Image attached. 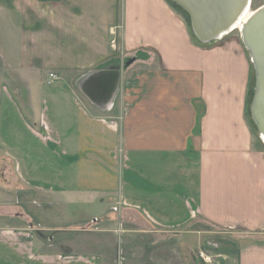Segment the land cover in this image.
<instances>
[{
    "label": "crops",
    "instance_id": "crops-1",
    "mask_svg": "<svg viewBox=\"0 0 264 264\" xmlns=\"http://www.w3.org/2000/svg\"><path fill=\"white\" fill-rule=\"evenodd\" d=\"M232 33L197 45L166 0H0V264H125L136 233L177 244L195 222L230 237L215 264H264Z\"/></svg>",
    "mask_w": 264,
    "mask_h": 264
},
{
    "label": "water",
    "instance_id": "water-1",
    "mask_svg": "<svg viewBox=\"0 0 264 264\" xmlns=\"http://www.w3.org/2000/svg\"><path fill=\"white\" fill-rule=\"evenodd\" d=\"M170 1L187 15L194 38L203 45L229 34L251 3V0ZM239 33L254 76L249 114L261 139L264 138V4L253 11Z\"/></svg>",
    "mask_w": 264,
    "mask_h": 264
},
{
    "label": "rangeland",
    "instance_id": "rangeland-1",
    "mask_svg": "<svg viewBox=\"0 0 264 264\" xmlns=\"http://www.w3.org/2000/svg\"><path fill=\"white\" fill-rule=\"evenodd\" d=\"M262 3H264V0H252L251 10H256L262 5ZM178 12L181 16L184 15L181 9H179ZM232 34L237 35L238 37L240 36V33L236 30L233 31ZM253 86L254 76L251 66L249 89L245 106V120L251 130L255 143L258 145H262L263 143L260 140L256 129L252 125L251 118L249 115V106L252 97L251 95L253 92ZM217 231V229H215L213 226L209 225L206 222H195L187 228L175 231L179 234L177 244H170V240H168L167 244L161 245H158L153 242L150 243L151 237L148 238L147 235L136 233L133 237L134 239L133 243L130 246V250L124 247L126 259L124 263L126 264V262L128 261L130 262V264H152V262L143 261L144 258H146L145 256L148 257V255L151 253L152 255L157 256L159 254H162V261L161 263L157 262V264H215L217 262V259L213 257L214 254H212L211 250V248L215 249V246L213 244H219L217 242V239L223 240L230 238L228 234H216ZM175 232H172V234ZM196 232H199L198 235L196 234ZM180 235L182 236L180 237ZM183 236H188V239L184 241ZM112 249H116V245L112 246ZM137 254L142 256V261L133 260L134 257H137ZM202 254L208 256L210 262H204L201 257ZM175 256L177 257V263H174V259L176 258ZM116 264L121 263L120 261H118L116 262Z\"/></svg>",
    "mask_w": 264,
    "mask_h": 264
},
{
    "label": "bare ground",
    "instance_id": "bare-ground-1",
    "mask_svg": "<svg viewBox=\"0 0 264 264\" xmlns=\"http://www.w3.org/2000/svg\"><path fill=\"white\" fill-rule=\"evenodd\" d=\"M252 13H253V10H251V3H250V5L245 9V11L239 17L236 25L234 26L232 31H230V33L235 31V30L239 32L242 28V25L247 21V19L252 15ZM225 35H227V34H225ZM260 140L264 144V138H261Z\"/></svg>",
    "mask_w": 264,
    "mask_h": 264
},
{
    "label": "trees",
    "instance_id": "trees-1",
    "mask_svg": "<svg viewBox=\"0 0 264 264\" xmlns=\"http://www.w3.org/2000/svg\"><path fill=\"white\" fill-rule=\"evenodd\" d=\"M167 1V3L174 9V10H176V11H178L180 8H178L175 4H173L170 0H166ZM183 12V11H182ZM183 14L184 15H182L183 16V18H184V20H185V22H186V25H187V28H188V31H189V34H190V36H191V39L193 40V42L195 43V44H197V45H201V46H207V45H203V44H201V43H199L195 38H194V36H193V34H192V32H191V29H190V25H189V20H188V17H187V15L183 12ZM252 96V95H251ZM250 115V114H249ZM253 125V124H252ZM254 126V125H253ZM255 128V127H254Z\"/></svg>",
    "mask_w": 264,
    "mask_h": 264
},
{
    "label": "built area",
    "instance_id": "built-area-1",
    "mask_svg": "<svg viewBox=\"0 0 264 264\" xmlns=\"http://www.w3.org/2000/svg\"><path fill=\"white\" fill-rule=\"evenodd\" d=\"M44 1H52V0H44ZM221 38H222V37H221ZM50 77L53 78V79H56L55 76H54L53 74H50ZM95 221H96V220H95ZM201 257H202V260H203L204 262H205V261H206V262H210L208 256H205V255L202 254Z\"/></svg>",
    "mask_w": 264,
    "mask_h": 264
}]
</instances>
